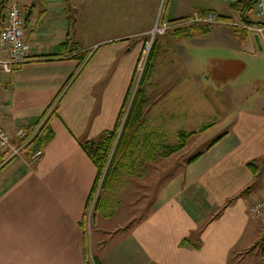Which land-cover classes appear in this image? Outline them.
<instances>
[{"label": "crops", "instance_id": "0c3cea01", "mask_svg": "<svg viewBox=\"0 0 264 264\" xmlns=\"http://www.w3.org/2000/svg\"><path fill=\"white\" fill-rule=\"evenodd\" d=\"M250 1L75 0L62 3L46 47L44 33L24 31L28 60L0 72L1 122L13 132L53 108L20 154L1 163L0 147V264H264V216L248 210L264 194V33L254 5L244 7ZM207 11L219 18L207 32L191 33L187 26L204 23H188L156 34L137 133L153 136L157 148L181 131L216 137L178 163L148 210L113 226L114 241L89 257L85 220L97 170L80 142L114 128L129 105L155 22ZM36 148L43 153L32 161Z\"/></svg>", "mask_w": 264, "mask_h": 264}, {"label": "rangeland", "instance_id": "374dc122", "mask_svg": "<svg viewBox=\"0 0 264 264\" xmlns=\"http://www.w3.org/2000/svg\"><path fill=\"white\" fill-rule=\"evenodd\" d=\"M71 1L75 0H5L7 5L18 4L21 7L23 18L26 19L24 25L25 22L27 23V25L24 26L25 32L29 33L32 29L31 32L33 33L35 31L44 33V36L42 38L39 37L38 41L43 43L45 47L50 41L49 38L53 36L52 33L55 32L60 23H62L63 14L59 11V8L62 6V3L65 4V7L69 6L70 4L68 5V3ZM77 9V6L71 7V9L68 10V14L71 15L72 12H77ZM28 11L33 12L28 13ZM143 72L144 70L142 73ZM135 75L136 80L134 86L131 88V98L133 97L135 85L140 79H138L137 70H135ZM128 106H126V110L128 109ZM162 123L163 127L168 126L169 128L171 125L168 123L167 119H163ZM152 129H150L149 132ZM193 134L194 133L187 137L184 141V145L179 150L173 152L171 154L172 156L169 155L164 158L159 156L163 147L161 146L156 149V141H153L155 138L152 139L153 136H144L152 146L154 145V150L149 146L148 148L145 144L139 146V149L136 150L135 153L137 158H132L130 156L131 161H136L137 168H135V163L131 168V163L129 162L126 165V169L122 170L121 177H119L120 179H117L113 183V187L107 191V194H104V190L99 192V189H97L95 198L98 195L100 196L98 204L93 207L96 200L94 199L85 220V232L87 237L86 250L89 257L97 255L100 250L104 249L105 246H108L114 241V237L118 234L113 235L110 231L113 226L122 223L123 227H126V224L129 226L138 216L148 210L149 204L157 189L164 183L167 176L173 172V168L178 166V163L184 162L185 159H189L196 155L198 151H201L206 145H208L210 140L216 137V135H213L211 132L204 135ZM141 137L143 136H139L140 141L138 142L140 144ZM172 137H175V135H172ZM178 142H180L179 138L171 144H177ZM139 155L142 157L141 161ZM153 155H155L154 160L144 158V156L150 158ZM129 169L130 171L135 169L141 171V175L137 176L128 173ZM97 188H99V185ZM104 202H106V205ZM104 211L105 214L108 213L107 217L103 215ZM91 261L92 259L90 260V264H92Z\"/></svg>", "mask_w": 264, "mask_h": 264}, {"label": "built area", "instance_id": "2783aa9c", "mask_svg": "<svg viewBox=\"0 0 264 264\" xmlns=\"http://www.w3.org/2000/svg\"><path fill=\"white\" fill-rule=\"evenodd\" d=\"M254 11L258 17L255 29L264 33V0H255ZM0 52L6 54V57H0V72L10 73L14 66L25 63L29 58V45L24 40L23 15L21 7L18 4H10L3 8L0 13ZM218 16L207 11L204 15L194 13L188 19L182 21H156L154 26L149 30L148 37L142 41L141 53L137 63L138 79L144 70L148 56L151 52L156 34L164 33L168 29L188 23L212 24L218 22ZM234 25H239L234 23ZM240 26V25H239ZM245 27V26H244ZM250 28L251 26H246ZM53 105L42 115L34 124L26 127H17L14 131L6 128L0 119V147L5 150V156L1 163L9 158L16 156L36 138L41 128L45 124ZM19 138V143L13 144L12 137ZM43 153L41 148H36L30 153L32 161L38 159ZM248 210L253 217L264 216V194L255 199L249 206Z\"/></svg>", "mask_w": 264, "mask_h": 264}, {"label": "trees", "instance_id": "16d2710c", "mask_svg": "<svg viewBox=\"0 0 264 264\" xmlns=\"http://www.w3.org/2000/svg\"><path fill=\"white\" fill-rule=\"evenodd\" d=\"M254 3L255 0L246 2V4L244 5L245 9L248 10L252 8ZM3 8V1L0 0V13L2 12ZM187 29H189L191 33L207 32L208 26L206 24H191L190 26H187ZM153 57L154 56L152 46L150 55L145 65L144 72L142 73L139 81L137 82V87L135 88L133 97L129 102L128 109L126 110V104L122 107L116 119L114 128L102 132L95 140H84L80 142L82 149L93 162L97 170L94 184V192L96 191V189H99L100 192L103 190L104 192H106L111 189L115 178L118 177V175L123 169H126V165L129 162L131 163L130 167L134 165L135 160L131 161L130 156L132 158L134 157L136 153V144H139V146L145 144L147 147L149 146L154 150V145L151 146L147 139H145L144 137H142L141 139V144L138 143L140 140H138L139 136L137 133V129L143 124L142 112L146 102L144 85L150 74ZM130 95L131 92L129 91L127 95L128 100L130 98ZM46 123L47 122H45L41 130L44 129ZM192 133L193 132H178L177 136L180 142H178L177 144L163 145V150H161L159 156H161V158H164L171 155L173 152L179 150L184 145V141L187 139V137L190 136ZM43 136L44 134L40 136L38 140L42 141L44 139ZM37 137L38 135L36 136V138ZM198 155L199 153L189 158L188 161H192ZM144 158L154 160L155 155L151 156L150 158L144 156ZM98 185L99 188H97ZM99 198L100 196L98 195L96 197V202L99 201ZM93 262L95 264L94 259Z\"/></svg>", "mask_w": 264, "mask_h": 264}]
</instances>
